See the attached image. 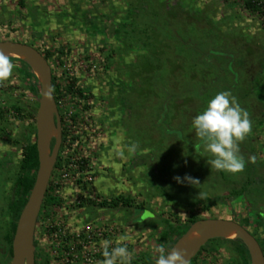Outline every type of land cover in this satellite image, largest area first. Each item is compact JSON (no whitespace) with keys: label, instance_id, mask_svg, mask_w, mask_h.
<instances>
[{"label":"rangeland","instance_id":"374dc122","mask_svg":"<svg viewBox=\"0 0 264 264\" xmlns=\"http://www.w3.org/2000/svg\"><path fill=\"white\" fill-rule=\"evenodd\" d=\"M244 1L5 0L16 15L8 27L0 19V36L10 33L41 52L49 50L53 75L62 83L76 78L89 91L88 108L87 101L74 105L69 95L61 99L68 135L76 132L81 143L58 152L61 166L53 176L51 170L61 203L49 208L37 232L38 249L49 264H100L96 254L102 241L114 247L121 235L130 237L125 243L132 260L154 262L164 219L170 224L232 219L263 242L264 221L257 215L264 209V15L248 11ZM28 5L30 19L23 23ZM14 65L6 81L15 103L28 107L32 133L37 101L25 88L22 66ZM220 91H230L252 121L251 134L239 144L245 168L236 174L208 164L212 157L197 150L200 142L191 125ZM26 122L15 115L10 167L0 168V264H11L3 235L10 225L7 203ZM51 137L48 153L55 145ZM135 156L136 167L130 163ZM71 162L79 171H68L64 179ZM201 193L209 199H201ZM116 196L129 197L142 215L88 202ZM55 226L67 235L80 234L68 240L82 247L62 254ZM86 234L91 237L84 239ZM204 247L201 264H241L227 240L212 239Z\"/></svg>","mask_w":264,"mask_h":264},{"label":"water","instance_id":"95a60500","mask_svg":"<svg viewBox=\"0 0 264 264\" xmlns=\"http://www.w3.org/2000/svg\"><path fill=\"white\" fill-rule=\"evenodd\" d=\"M0 48L11 50L12 52L22 56L23 59L25 58L35 61L38 63L43 75V79H40L37 76L41 82L36 113V148L38 154V169L36 171L35 181L28 200L23 206L17 219L15 231L11 241V264H35V226L50 180L51 170L56 161L59 150L61 140L60 118L53 93L51 99L44 96V92L49 88V86L52 87L51 66L46 57L37 48L29 44L16 41H0ZM5 54L10 55L9 53ZM25 59L24 61L26 62ZM166 110L165 105L160 113L161 118H164ZM50 126H53L55 129V145L51 153H48V147L51 139V135H49ZM194 226L199 227L200 236L187 242L184 241ZM230 236L240 239L245 244L250 255L251 264H264V253L256 237L242 224L232 219H200L199 221L194 222L171 246V248L177 250L182 249L185 253L184 258L191 260L208 240L212 238H226ZM171 248L169 250H171Z\"/></svg>","mask_w":264,"mask_h":264},{"label":"clouds","instance_id":"9594fccd","mask_svg":"<svg viewBox=\"0 0 264 264\" xmlns=\"http://www.w3.org/2000/svg\"><path fill=\"white\" fill-rule=\"evenodd\" d=\"M14 67L11 59L0 51V83L11 77ZM53 92L54 88L49 86L44 96L51 99ZM191 125L200 142L196 146L197 150L202 148L205 154L212 157L208 161L212 168L232 174L244 171L246 162L240 153L239 144L251 134L252 121L248 111L230 91H220L208 99L202 111L193 117ZM248 162L254 163L255 158L249 157ZM191 182L199 184L196 180ZM200 198H207V194L201 193ZM128 240L129 236L121 235L114 247L112 241H102L104 259L100 264H131L133 254L125 243ZM153 251L156 253L154 264H190V260L184 258L182 249L169 250L160 244Z\"/></svg>","mask_w":264,"mask_h":264},{"label":"trees","instance_id":"16d2710c","mask_svg":"<svg viewBox=\"0 0 264 264\" xmlns=\"http://www.w3.org/2000/svg\"><path fill=\"white\" fill-rule=\"evenodd\" d=\"M245 8L255 14H262L264 15V0H245L244 1ZM117 35H120L119 32L115 33ZM61 52V51H60ZM51 56V52H48L46 54V58H49ZM14 59L19 62L22 66V72L24 71V79L29 85V89L32 92L33 95L39 97L40 95V80L38 79L37 75L32 70V67L25 62L24 60L20 58ZM56 85V77L52 76V87L55 88ZM73 85V82L70 86ZM202 93V91L200 92ZM174 97V96H173ZM171 101V100H170ZM162 109V108H161ZM68 159V158H67ZM62 158H60V155L56 158V161L53 165V174L55 171L60 168L61 166ZM79 163V161H78ZM82 165L81 168L85 166L86 161L82 159ZM18 175L13 183L12 188V196L9 198L7 207L10 215V225L7 230V232L3 235L4 242H5V252L9 258L12 256V249H11V241L12 237L15 231L16 222L19 217V214L25 205V203L28 200V197L30 195V192L32 190L34 181H35V175L36 171L38 169V154H37V148H36V141L35 140H29V142L24 146L22 156L20 158L19 164H18ZM56 187H58V184L52 183V178H50L44 198L43 203H46V205L50 208L53 206H57L61 203L60 196L55 193ZM206 199H209L207 197ZM89 204H93L95 206L99 207H106L109 206L112 208H120L123 206H130L131 205V199L126 196H116L111 197L109 199H104L100 202H95L92 200L88 201ZM196 218L190 219L188 222L182 223V222H176L174 225L168 224V228L165 229L160 234V243L165 246L166 249H170L171 246L188 230V228L196 222ZM168 223V222H166ZM216 239H223L229 241L233 246L235 251L238 254V257L240 259L241 264H251V259L249 252L247 250V247L245 244L238 238H216ZM36 245V241L34 242V247ZM204 248V247H202ZM98 259L103 260V249H101L97 254ZM139 260H131V264H139ZM142 261L141 264H154V262L147 260L146 258L140 259ZM34 262L35 264H49V260L45 258L44 256L37 252V250H34Z\"/></svg>","mask_w":264,"mask_h":264},{"label":"flooded vegetation","instance_id":"af4514ba","mask_svg":"<svg viewBox=\"0 0 264 264\" xmlns=\"http://www.w3.org/2000/svg\"><path fill=\"white\" fill-rule=\"evenodd\" d=\"M28 7H29V5L26 7L27 9L21 13L23 23H25V20H27V23H28L29 19H30V12L28 10ZM23 9H25V5H23ZM18 13L19 12H17V14ZM15 15L16 14H15L14 9L11 10L10 8H8V4L5 2V0H0V19H1V22L5 23L6 26L8 27L9 22L14 19ZM8 32H9V30H7V33ZM4 40H10V41L25 43L24 41L15 39L10 33H9V35L7 34L5 36H0V41H4ZM48 52H49V50H46V51H42L41 53L46 57V54H48ZM8 57L11 59L12 63L14 64V61H16L14 59V57L13 56H8ZM46 59H47L48 63L50 64L49 58H46ZM19 70H20V72L24 78V71L22 72L21 67L19 68ZM51 72H52V70H51ZM52 76H53V73H52ZM5 82H6V85H4V82L0 83V168L1 169H7L8 167H10V163H11L10 157L12 156V151L14 150V138H13L14 134H13V132H14L15 115H17V116L20 115L23 118H27V120H28V122H26L27 130L24 131V133L26 135V137L24 138L25 142L22 144L21 149H20L21 156H22L23 148L29 142V140L32 139V140L36 141V114H35V117L33 118V125H32V127L34 128V131L31 133L30 132L31 131L30 130L31 129L30 128V120H32V119L30 118L28 107L26 106L27 109L25 110L24 109L25 107L22 109V105L15 103L13 86L10 82H8V81H5ZM72 82H73V85L70 86V88H69V85H71ZM25 84H26V87H25L26 90L32 94V92L29 89V85L26 81H25ZM85 89L86 88L77 85L76 78H70L69 81L65 80V83H62V78L59 79L58 77H56V85L54 88L53 95H54L55 103L57 106L58 115L60 118L61 140H60V145H59V150H58L59 153L62 149L68 148L70 146L72 149H75L76 146H79V143H81L80 137L78 136V134L76 132H74L71 136L68 135L70 133L69 125L67 124L68 118L64 117V114H63L64 112L62 110L63 107L60 105L61 99L67 98V96L69 95V97L71 99H73L74 105L81 103V101H87L86 107L88 108L91 105V103H90L89 97H88L89 91L86 93ZM123 91H121V92L123 93ZM120 96H121V94H120ZM33 97L37 101V105H38L39 97H37L35 95H33ZM76 119H77L76 113L71 115L69 118V120H71L72 124L76 121ZM51 145L53 146V141H52ZM130 163H132L133 166H135V167L138 166V156H135L134 160H131ZM140 163H141V161H140ZM123 207L131 210L133 214L135 212H138V211L141 212L140 216L142 215V213L144 211V210H140V207H137V206L133 207L130 205L128 207L127 206H123ZM259 208L261 209V207H259ZM48 210H49V207L46 205V203L42 202L41 208H40V211H39V214L37 217V222H36V226H35V233H34V242L36 241V245L34 248L37 250V252H39L45 258H46V254L44 252H40L38 249L37 232H38V228H39V223L42 221V219L44 218V216L46 215V212H48ZM260 216L263 217L262 220L264 221V209H263V211L258 212L257 217L260 218ZM162 221L164 222V224H166V229H167L168 224H170V222L167 219H164ZM166 222H168V223H166ZM172 225H174V224H172ZM164 230H162V232ZM252 234L256 237V235L254 233H252ZM212 239H216V238H212ZM212 239H210V240H212ZM256 239L258 240V242H259V244L263 250V253H264V240L262 242L257 237H256ZM205 244L202 247H204ZM202 247L200 248L198 253L190 260V264H201L202 259L200 258V255L202 254V252L206 251L205 247H204V249Z\"/></svg>","mask_w":264,"mask_h":264},{"label":"built area","instance_id":"2783aa9c","mask_svg":"<svg viewBox=\"0 0 264 264\" xmlns=\"http://www.w3.org/2000/svg\"><path fill=\"white\" fill-rule=\"evenodd\" d=\"M72 169H76L77 171H79V167H77L76 166V164H74L73 162H71L70 164H68V169H64L63 170V172H62V174H61V176H62V178H66V177H68V175H69V173H68V171H70V170H72ZM53 231H55L54 232V236H55V238H57L58 237V235L61 237V241H57V244H56V247L58 246V245H60V247H62V248H60V250H62V254H66V256H68L69 255V253H71L72 251H74V250H78L79 248H81L82 247V244L80 245H77V246H74L73 244H71V242L68 240L70 237H72L73 239H77L78 240V238L80 237V234H70V235H67V234H65V232L64 231H62L59 227H56L55 226V228L53 229ZM91 236L89 235V234H86L85 236H84V239H86V238H90Z\"/></svg>","mask_w":264,"mask_h":264},{"label":"bare ground","instance_id":"6f19581e","mask_svg":"<svg viewBox=\"0 0 264 264\" xmlns=\"http://www.w3.org/2000/svg\"><path fill=\"white\" fill-rule=\"evenodd\" d=\"M0 51H3L4 53H9L11 56L13 57H17V58H21L23 59L22 56H20L19 54L15 53V52H12L11 50H8V49H5V48H0ZM25 59V58H24ZM23 59V60H24ZM26 62L29 63V65L32 67L33 71L35 72V74L40 78V79H43V75H42V72L39 68V65L38 63H36L35 61L33 60H30V59H25ZM55 134V129L53 128V126H50L49 127V135L53 136ZM52 138V137H51ZM198 236H200V230H199V227L198 226H194L190 232L188 233L187 237L184 239V241H190V240H193L195 238H197Z\"/></svg>","mask_w":264,"mask_h":264}]
</instances>
